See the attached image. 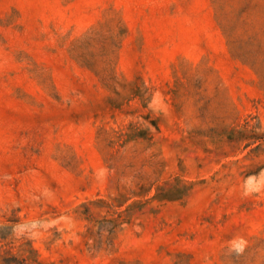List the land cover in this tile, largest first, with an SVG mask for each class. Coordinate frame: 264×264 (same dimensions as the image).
<instances>
[{
	"label": "rangeland",
	"instance_id": "rangeland-1",
	"mask_svg": "<svg viewBox=\"0 0 264 264\" xmlns=\"http://www.w3.org/2000/svg\"><path fill=\"white\" fill-rule=\"evenodd\" d=\"M0 264H264V0H0Z\"/></svg>",
	"mask_w": 264,
	"mask_h": 264
},
{
	"label": "trees",
	"instance_id": "trees-1",
	"mask_svg": "<svg viewBox=\"0 0 264 264\" xmlns=\"http://www.w3.org/2000/svg\"><path fill=\"white\" fill-rule=\"evenodd\" d=\"M156 127H157V126H156ZM137 137H139V138H145V136H137ZM118 202H119V203H122V200L120 199Z\"/></svg>",
	"mask_w": 264,
	"mask_h": 264
}]
</instances>
